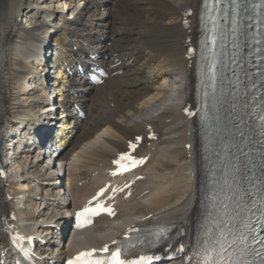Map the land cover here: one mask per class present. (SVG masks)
Masks as SVG:
<instances>
[{"label":"bare ground","instance_id":"6f19581e","mask_svg":"<svg viewBox=\"0 0 264 264\" xmlns=\"http://www.w3.org/2000/svg\"><path fill=\"white\" fill-rule=\"evenodd\" d=\"M63 1L0 0V163L7 140L15 141L9 150L16 153L0 170V264L14 259L7 224L27 239L51 233L47 249L34 244L33 257L39 264H63L79 250L100 248L153 222L184 229L168 249L175 257L162 263L183 264L202 190L198 129L186 113L195 87L189 48L200 0H159L170 11L159 19L178 34L180 44L173 47L147 37L154 18L149 1ZM89 54L110 73L121 72L89 85L73 69L75 59L84 63ZM48 63L58 66L57 79L45 72ZM57 135L69 142L54 161L43 140ZM134 143L140 163L116 184L130 187L110 199L112 214L85 231H69V212L117 179L112 161Z\"/></svg>","mask_w":264,"mask_h":264},{"label":"rangeland","instance_id":"374dc122","mask_svg":"<svg viewBox=\"0 0 264 264\" xmlns=\"http://www.w3.org/2000/svg\"><path fill=\"white\" fill-rule=\"evenodd\" d=\"M145 1L151 2V6H153V9H154V18H153V20L150 18L151 21L149 24H151V25H150L147 37L149 39H156V40L162 41L161 43L164 45H168V46H172V47L173 46H179L180 43L178 41L179 39H178L177 31L175 29L170 28L167 25H164L161 22V20L159 19V15L162 13L170 14V11L167 10V6L164 3H161L162 1H159V0H145ZM120 5H118V7L120 6L118 8L119 10L122 9V7L124 6L122 3H120ZM123 8L128 9V7L126 8L125 6ZM67 10H68V8H67ZM21 13L23 16L21 15ZM24 14H25V12H20L21 16L19 17V20L24 19L23 18ZM32 160H35L34 157L32 158ZM25 188H27V187H25ZM43 193H44V190L43 189L40 190V194H38V196L35 199L36 206H38V210H41V208H42V205H41L42 203L41 204H38V203H39V201H41L40 198L43 195ZM52 194L54 195L53 191H52ZM52 213H53V211H52ZM49 228L51 229V227H48V229ZM47 232H46V236H48L47 238L49 239L50 238L49 236L51 235V233H47ZM52 239H53V237H52ZM52 239H49L50 243H51ZM47 248H48V245H46L45 249H47Z\"/></svg>","mask_w":264,"mask_h":264},{"label":"snow or ice","instance_id":"6c2138e0","mask_svg":"<svg viewBox=\"0 0 264 264\" xmlns=\"http://www.w3.org/2000/svg\"><path fill=\"white\" fill-rule=\"evenodd\" d=\"M128 157L126 156H121L120 160L114 161V163L120 165L121 160H125ZM124 170H127L126 168ZM97 209L100 210H106L111 213L110 209H101L100 205H97ZM84 213H91L93 215L98 214L96 209H91V208H85ZM83 213H77L78 218L82 215ZM78 226H83V225H78ZM107 250V246H105V249ZM92 253L87 252V253H81L80 256H78L74 261H70L69 264H132V262H125L124 260L120 259V250H116L112 253L111 259L109 261H100V260H91ZM84 258V259H82Z\"/></svg>","mask_w":264,"mask_h":264}]
</instances>
